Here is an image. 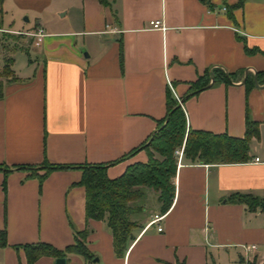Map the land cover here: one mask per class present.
<instances>
[{
	"label": "crops",
	"instance_id": "obj_1",
	"mask_svg": "<svg viewBox=\"0 0 264 264\" xmlns=\"http://www.w3.org/2000/svg\"><path fill=\"white\" fill-rule=\"evenodd\" d=\"M39 29L41 43L26 45ZM0 32L16 50L35 54L22 73L13 53L12 79L1 80L0 167L9 172L0 171V230L7 241L0 264H27L24 245L63 251L82 231L94 259L71 254L67 264H216L219 253L232 250L241 262L257 263L264 212L229 198L264 199V80L257 81L264 73V0H3ZM212 70L230 83L209 79L190 96ZM168 92L180 98L189 129L243 138L246 122L256 123L251 159L228 165L182 159L162 231L148 226L160 215L157 200L151 213L141 205L133 216L141 227L119 258L106 223L86 219L80 169L53 171L39 182L16 168L42 175L44 160L73 167L116 162L106 170L116 179L147 162L145 150L128 154L165 118ZM245 245L255 249L246 253ZM54 260L44 256L34 264Z\"/></svg>",
	"mask_w": 264,
	"mask_h": 264
},
{
	"label": "trees",
	"instance_id": "obj_2",
	"mask_svg": "<svg viewBox=\"0 0 264 264\" xmlns=\"http://www.w3.org/2000/svg\"><path fill=\"white\" fill-rule=\"evenodd\" d=\"M2 1L0 0V4ZM97 1L107 4V0ZM7 70L11 74L9 68ZM209 79L213 84L230 83V76L219 70H212L190 87V96L196 95L206 87ZM259 80H264V73L257 74V81ZM2 96L3 83L0 80V98ZM257 135V124L251 121L246 122V132L243 138L189 129L183 110L168 92L165 118L158 122L156 131L145 143L128 154L145 150L148 157L147 162L129 166L120 177L109 179L106 175L107 168L116 162L73 167L51 165L44 160L41 166L42 175H38L36 170L31 167L16 169L31 172V176H37L39 182L53 171L80 169L82 177L78 185L85 190L86 219L106 223L112 235L114 254L116 257L122 258L135 238L134 231L141 227L133 220V216L142 211V207L135 203L144 198V190L158 193L157 202L160 215H164L172 204L177 166L175 150L183 146V162L190 164H242L250 161L249 143ZM154 155H158L161 160H156ZM2 170L4 175L9 172V170L0 167V171ZM3 189H5V181ZM229 201L244 205L250 212L257 209L264 212V199H258L251 195L232 194ZM86 237V231L75 233L74 244L66 247L63 251L43 243L24 245L21 248L25 252L27 264H34L44 256L53 259L64 258L67 261V255L71 254L78 255L86 262H90L94 259V255L87 248ZM6 245V231L3 229L0 230V249L5 248Z\"/></svg>",
	"mask_w": 264,
	"mask_h": 264
},
{
	"label": "rangeland",
	"instance_id": "obj_3",
	"mask_svg": "<svg viewBox=\"0 0 264 264\" xmlns=\"http://www.w3.org/2000/svg\"><path fill=\"white\" fill-rule=\"evenodd\" d=\"M17 36V35H14ZM32 40H26L25 44L28 46L31 45ZM17 45L10 41V38L8 37V34H5L3 32H0V80H8L12 79V75L9 73L7 68L9 67V60L10 57L13 54V57L15 59L14 69L17 72H24L26 70V65L28 63L29 58L34 59L35 54L34 51H31L27 54L26 51L17 49ZM15 51V52H14ZM6 67V68H4ZM155 159L160 161V157L158 155H154ZM144 198L140 200L139 202H136L135 205L137 206H144V210L147 211V213H151L154 210V200H157L158 193H155L152 190H144ZM153 202V203H152ZM153 204V205H151ZM256 254L260 259H258L256 264H264V247L259 246L258 250L256 251ZM248 258V257H247ZM250 259L253 257H249ZM252 260V259H251ZM247 261V260H246ZM216 264H246L245 262L240 261V257L238 255V252L236 251H229V252H221L218 255V259H216Z\"/></svg>",
	"mask_w": 264,
	"mask_h": 264
},
{
	"label": "built area",
	"instance_id": "obj_4",
	"mask_svg": "<svg viewBox=\"0 0 264 264\" xmlns=\"http://www.w3.org/2000/svg\"><path fill=\"white\" fill-rule=\"evenodd\" d=\"M150 25L152 26V28L156 29L159 27V22H151ZM33 38H34V45L38 46L41 41H42V38L44 36V33L41 29L37 30L33 35ZM174 97H175V100L176 102L181 106V100L180 98H178L175 94H174ZM174 156L176 157L177 159V165H180L182 159H183V146L178 148L177 150H175L174 152ZM255 161H258V159H256ZM162 218L163 216L162 215H155L154 218L152 219V221L148 224V226H151V225H157L158 224V227H157V231L158 232H161L162 231V228L161 226L159 225V223L162 221ZM242 249L246 252V253H249L251 251H253L255 249V246H248V245H245V246H242Z\"/></svg>",
	"mask_w": 264,
	"mask_h": 264
},
{
	"label": "water",
	"instance_id": "obj_5",
	"mask_svg": "<svg viewBox=\"0 0 264 264\" xmlns=\"http://www.w3.org/2000/svg\"><path fill=\"white\" fill-rule=\"evenodd\" d=\"M53 264H67L66 259H55Z\"/></svg>",
	"mask_w": 264,
	"mask_h": 264
}]
</instances>
